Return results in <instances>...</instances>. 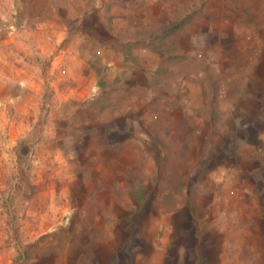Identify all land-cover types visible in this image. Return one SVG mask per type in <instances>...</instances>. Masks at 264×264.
<instances>
[{
  "label": "rangeland",
  "instance_id": "obj_1",
  "mask_svg": "<svg viewBox=\"0 0 264 264\" xmlns=\"http://www.w3.org/2000/svg\"><path fill=\"white\" fill-rule=\"evenodd\" d=\"M35 3L0 0V264H264L263 41L259 75L213 70L191 111L151 67L126 103L83 96L61 120L65 83L126 81L92 57L77 80L48 73Z\"/></svg>",
  "mask_w": 264,
  "mask_h": 264
},
{
  "label": "crops",
  "instance_id": "obj_2",
  "mask_svg": "<svg viewBox=\"0 0 264 264\" xmlns=\"http://www.w3.org/2000/svg\"><path fill=\"white\" fill-rule=\"evenodd\" d=\"M32 8L39 13L30 21L35 22L39 51L49 61L48 73L77 80L89 72L92 57L97 73L106 69L126 81L117 88L120 92L110 88L106 92L95 81L92 92L88 84L66 87L65 83L61 86L64 95L58 100L62 104L59 115L65 118L61 120L72 115L83 96L96 100L101 108L112 99L123 98L126 103L134 84L130 78L146 77L151 67L173 85L171 98L182 106L176 108L189 111L193 107L187 98H196L193 104H199L204 95L199 82L213 70L215 75L232 77L260 73L264 0H39ZM89 8L95 10L93 15L81 20L80 15ZM182 12L189 18L180 26ZM164 14L170 16L163 25L171 21L170 26L162 27L156 20ZM164 27L168 33L162 31ZM159 43L168 44L165 51L148 47ZM93 47L96 55L90 54ZM55 89L58 96L57 86ZM104 96L110 99L104 101ZM223 104L226 110L230 108L228 101ZM235 108L240 107L236 104ZM96 111L100 114L99 106ZM54 113L56 110H49L47 118L51 120Z\"/></svg>",
  "mask_w": 264,
  "mask_h": 264
}]
</instances>
